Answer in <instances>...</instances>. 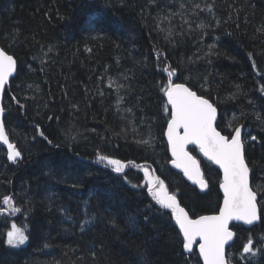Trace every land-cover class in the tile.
I'll return each instance as SVG.
<instances>
[{
  "label": "trees",
  "instance_id": "16d2710c",
  "mask_svg": "<svg viewBox=\"0 0 264 264\" xmlns=\"http://www.w3.org/2000/svg\"><path fill=\"white\" fill-rule=\"evenodd\" d=\"M0 46L17 62L3 106L21 153L12 162L0 144V212L22 210L16 223L28 236L9 246L14 220L2 214L0 264H202L144 172L192 218L221 206L222 174L198 149L206 193L170 167L172 70L173 83L218 108L220 131L246 130L260 223L233 225L227 255L264 264V0H0ZM101 155L127 170L104 167Z\"/></svg>",
  "mask_w": 264,
  "mask_h": 264
},
{
  "label": "snow or ice",
  "instance_id": "6c2138e0",
  "mask_svg": "<svg viewBox=\"0 0 264 264\" xmlns=\"http://www.w3.org/2000/svg\"><path fill=\"white\" fill-rule=\"evenodd\" d=\"M198 7V5H197ZM209 11L212 9L209 8ZM16 67L13 56L0 49V90H3L9 76ZM169 72V81L163 89L170 109V120L167 127L168 143L171 147L173 164L181 168L193 184L199 185L201 190L208 187V182L203 177L198 162L185 150L188 144L199 146L200 151L213 163L223 170V207L219 215L200 216L198 219L190 218L183 207L179 205L174 195H169L164 187V181L154 182L148 180V192L161 208L169 209L183 235V248L187 252L193 251V245L199 238V254L204 264H226L224 256L225 244L232 239L233 233L229 231V222L232 220L252 224L259 219L257 209V196L249 187V167L245 162L244 144L241 128H235V134L229 138L221 135L216 130V108L205 98L198 96L183 83H173ZM4 111L0 108V114ZM181 130L183 133L181 134ZM256 139L255 136L252 137ZM0 142L7 145L8 159L15 161L21 153L15 145L10 143L4 124L0 121ZM148 143V141H143ZM101 161H107L114 166V171L121 172L124 165L120 160L110 159L101 155ZM145 170V176L148 177ZM158 183L159 189L154 185ZM5 205L12 203L11 197H5ZM13 211H19L13 207ZM28 236L25 232L12 225V230L7 233V243L11 247L25 244ZM252 251V241L249 240L243 248L244 253Z\"/></svg>",
  "mask_w": 264,
  "mask_h": 264
},
{
  "label": "water",
  "instance_id": "95a60500",
  "mask_svg": "<svg viewBox=\"0 0 264 264\" xmlns=\"http://www.w3.org/2000/svg\"><path fill=\"white\" fill-rule=\"evenodd\" d=\"M89 1H95V0H89ZM0 49H2L1 48V46H0ZM14 58V57H13ZM14 60H15V58H14ZM16 61V60H15ZM16 71H17V62H16V67H15V69H14V71H13V73L9 76V78H8V81H7V83L4 85V88H3V90H0V108H3L4 109V97H5V92H6V89H7V87L9 86V84H10V81L15 77V75H16ZM186 86V85H185ZM188 87V86H187ZM196 93V92H195ZM197 94V93H196ZM198 95V94H197ZM199 96V95H198ZM208 100V99H207ZM209 101V100H208ZM212 105H213V107H215L214 106V104L211 102V101H209ZM216 108V107H215ZM6 114H7V111L4 109V111H3V113L2 114H0V121H2L3 122V124H4V127H5V116H6ZM218 118H219V112H218V109L216 108V119H215V122H214V126L216 127V130L217 131H219L218 129H217V122H218ZM168 127V126H167ZM241 128V136H242V141H243V129H242V127H240ZM5 130H6V127H5ZM220 132V131H219ZM6 133H7V130H6ZM183 133V130H181V134ZM221 133V132H220ZM221 135H223L222 133H221ZM7 136H8V138H9V141H10V143H12L11 142V140H10V137H9V135H8V133H7ZM165 136H166V140H167V143H168V137H167V129H166V133H165ZM0 144L2 145V147H4L6 150H7V153H8V148H7V145H5V144H3L2 142H0ZM12 144H14V143H12ZM243 144H244V142H243ZM15 145V147H16V149H17V146H16V144H14ZM168 145H169V143H168ZM191 147H195V148H198L199 149V146L198 145H195V144H188L187 146H186V151L188 152V154L190 155V156H192L193 157V159H195L197 162H198V164H199V167H200V171H201V173H202V175H203V177H204V173H203V170H202V168H201V165H200V162H199V160L198 159H196L194 156H193V154L190 152V148ZM169 151H170V155H171V158H172V161H173V159H174V157L172 156V152H171V147H170V145H169ZM201 154L204 156V154L201 152ZM205 157V156H204ZM244 157H245V152H244ZM20 158V156L16 159V160H18ZM207 160H209L207 157H205ZM15 160V161H16ZM12 161V160H11ZM210 161V160H209ZM245 162H246V160H245ZM215 164V163H214ZM247 164V163H246ZM215 166L221 171V173H222V183H223V170L219 167V165H217V164H215ZM171 167L174 169V170H176V171H178V172H181L182 174H183V177H184V179L189 183V184H191L192 186H194V187H196L201 193H205V192H207L208 191V189H209V185H208V187L206 188V189H203V190H201V188L199 187V185H197V184H193V182L191 181V180H189L188 179V177L184 174V172H183V170L181 169V168H177V167H175L174 166V164H173V162H171ZM124 168H126V166L124 167ZM150 178H149V176H148V180H149ZM206 180V179H205ZM165 187V186H164ZM249 187L251 188V171H250V169H249ZM165 189H166V191H167V193L169 194V192H168V190H167V188L165 187ZM252 189V188H251ZM220 191H221V194H222V196H223V189L220 187ZM253 191V190H252ZM169 195H171V194H169ZM257 196V195H256ZM224 198V197H223ZM176 200H177V202L179 203V205L181 206V207H183L181 204H180V201H179V199L178 198H176ZM223 207V200H222V204H221V207H220V209ZM184 208V207H183ZM185 209V208H184ZM257 209H258V217H259V219H257V220H255L252 224H246V223H244L243 221H237V220H232V221H230L229 222V231H231L232 233H233V237H232V239L231 240H229L226 244H225V248H224V256H225V260H226V264H229V262H228V258H227V251H228V249L233 245V243H234V241H235V239H236V233H235V231L232 229V225L233 224H241V225H243L244 227H246V228H248V229H251V228H253V227H255L256 225H258L259 223H260V210H259V205H258V197H257ZM185 211L187 212V210L185 209ZM220 211V210H219ZM188 213V212H187ZM188 215H189V213H188ZM212 215H219V212L217 213V214H211V215H203V216H212ZM190 216V215H189ZM191 218V217H190ZM199 218V217H198ZM198 218H193V219H198ZM174 222H175V219H174ZM175 225L177 226V228L179 229V226L175 223ZM180 231V230H179ZM182 234V233H181ZM183 236V235H182ZM199 243H200V241H199V238H197V241H196V243L193 245V251L196 249L197 250V252H198V254H199ZM192 251V252H193ZM185 252L186 253H190V252H187L186 250H185ZM191 252V253H192ZM250 253V252H249ZM245 254H248V253H245ZM199 257H200V259H201V261H202V264H204V262H203V258L200 256V254H199Z\"/></svg>",
  "mask_w": 264,
  "mask_h": 264
},
{
  "label": "rangeland",
  "instance_id": "374dc122",
  "mask_svg": "<svg viewBox=\"0 0 264 264\" xmlns=\"http://www.w3.org/2000/svg\"><path fill=\"white\" fill-rule=\"evenodd\" d=\"M156 189V188H155ZM157 190V189H156ZM13 224H15L18 228H21L24 232H25V234L27 235V232H26V230L24 229V228H22L21 226H19L17 223H15L14 221L12 222V224H11V226H10V228H9V230H8V232L10 231V230H12V225ZM7 232V233H8ZM6 238H7V236H6ZM28 241V240H27ZM27 241L25 242V244L27 243ZM25 244H23V245H25ZM21 246V245H20ZM19 246V247H20ZM17 248V247H16Z\"/></svg>",
  "mask_w": 264,
  "mask_h": 264
},
{
  "label": "bare ground",
  "instance_id": "6f19581e",
  "mask_svg": "<svg viewBox=\"0 0 264 264\" xmlns=\"http://www.w3.org/2000/svg\"><path fill=\"white\" fill-rule=\"evenodd\" d=\"M246 131V130H245Z\"/></svg>",
  "mask_w": 264,
  "mask_h": 264
},
{
  "label": "flooded vegetation",
  "instance_id": "af4514ba",
  "mask_svg": "<svg viewBox=\"0 0 264 264\" xmlns=\"http://www.w3.org/2000/svg\"><path fill=\"white\" fill-rule=\"evenodd\" d=\"M158 190V189H157Z\"/></svg>",
  "mask_w": 264,
  "mask_h": 264
}]
</instances>
